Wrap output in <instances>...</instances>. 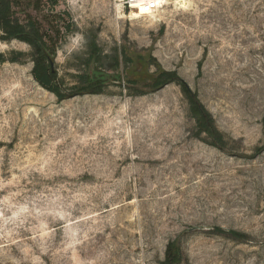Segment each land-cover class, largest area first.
<instances>
[{
	"label": "rangeland",
	"instance_id": "rangeland-1",
	"mask_svg": "<svg viewBox=\"0 0 264 264\" xmlns=\"http://www.w3.org/2000/svg\"><path fill=\"white\" fill-rule=\"evenodd\" d=\"M164 2L138 19L112 0L15 3L65 99L30 57L0 63V264H167L173 242L168 264H264V0Z\"/></svg>",
	"mask_w": 264,
	"mask_h": 264
},
{
	"label": "trees",
	"instance_id": "trees-1",
	"mask_svg": "<svg viewBox=\"0 0 264 264\" xmlns=\"http://www.w3.org/2000/svg\"><path fill=\"white\" fill-rule=\"evenodd\" d=\"M53 4H57L58 0H48ZM17 0H0V40L12 41L18 40L28 44L31 48L30 54H25L21 52H11L8 56L5 54H0V63H23L25 57H30L34 63L33 75L35 80L46 90L52 92L61 99L62 97L59 84H57V76L54 74L50 68L49 56H51V50L49 49L47 42L44 39V36L40 30V27L31 19L25 20V22H20L14 14V6ZM67 17L68 15L65 14ZM61 19L66 20L64 15L60 16ZM67 21V20H66ZM74 27L73 20H69L65 24V31L71 32ZM58 32H60L58 30ZM65 33V32H64ZM54 52V50H53ZM159 80L167 83L175 82L178 80L176 74L174 73H163L159 76ZM96 86L90 88L92 90ZM90 93H97L95 90H92ZM80 95L79 93L76 94ZM192 103L193 111L199 116L198 118V127L201 133H206L208 138L211 140L210 145L220 149H224L223 138L216 130L210 115L205 111V109L198 104L190 96ZM218 233H229L224 232L221 229L217 230ZM230 235L239 237V234L236 232H230ZM168 262H175L180 260L181 253L175 242L171 243L168 246L167 250Z\"/></svg>",
	"mask_w": 264,
	"mask_h": 264
},
{
	"label": "built area",
	"instance_id": "built-area-1",
	"mask_svg": "<svg viewBox=\"0 0 264 264\" xmlns=\"http://www.w3.org/2000/svg\"><path fill=\"white\" fill-rule=\"evenodd\" d=\"M116 8H120L122 12L140 16V18H154L162 11V0H112ZM146 9V11H142Z\"/></svg>",
	"mask_w": 264,
	"mask_h": 264
},
{
	"label": "bare ground",
	"instance_id": "bare-ground-1",
	"mask_svg": "<svg viewBox=\"0 0 264 264\" xmlns=\"http://www.w3.org/2000/svg\"><path fill=\"white\" fill-rule=\"evenodd\" d=\"M161 4H162V10H163L164 4H165L164 0H162ZM132 17H134L135 19H138L140 16L132 15Z\"/></svg>",
	"mask_w": 264,
	"mask_h": 264
},
{
	"label": "water",
	"instance_id": "water-1",
	"mask_svg": "<svg viewBox=\"0 0 264 264\" xmlns=\"http://www.w3.org/2000/svg\"><path fill=\"white\" fill-rule=\"evenodd\" d=\"M53 68H54V64L53 62H51V69L53 70Z\"/></svg>",
	"mask_w": 264,
	"mask_h": 264
},
{
	"label": "snow or ice",
	"instance_id": "snow-or-ice-1",
	"mask_svg": "<svg viewBox=\"0 0 264 264\" xmlns=\"http://www.w3.org/2000/svg\"><path fill=\"white\" fill-rule=\"evenodd\" d=\"M142 11H146V9H142Z\"/></svg>",
	"mask_w": 264,
	"mask_h": 264
}]
</instances>
